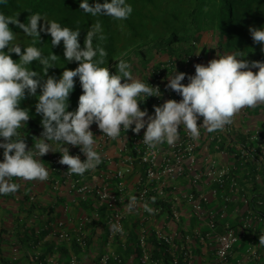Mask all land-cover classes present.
Masks as SVG:
<instances>
[{"label":"clouds","instance_id":"9594fccd","mask_svg":"<svg viewBox=\"0 0 264 264\" xmlns=\"http://www.w3.org/2000/svg\"><path fill=\"white\" fill-rule=\"evenodd\" d=\"M6 2L0 0V5ZM79 8L91 16H109L115 20H126L133 12L128 0H92L91 3L90 0H79ZM41 20L45 23H39ZM10 24L33 38V44L23 47V52L20 44L12 43L15 34ZM249 31L254 42L261 44L264 51V27L250 28ZM41 33L51 36L52 48L62 41L65 61L78 62V66L65 68L59 78L47 75L58 56L53 52L44 56L34 46ZM80 35L79 29L73 30L55 20H47L38 12L25 23L0 11V149H3L0 195L19 190L20 185L11 182L13 177L47 181L49 169L40 158L50 151L62 153L59 163L68 166L69 175L83 176L86 171L94 170L102 162L101 154L96 150L97 137L90 127L94 123L111 139L119 138L122 131L126 133L131 129L139 134L146 129L142 142L155 149L165 142L173 145L179 139L180 126L193 140H198L201 127L208 132L223 129L242 108L264 103V61H248L244 59L246 54L237 50L228 54L218 52L219 58L210 60L207 65L196 64L194 75L185 72L169 74L166 87L182 99H169L154 106V115H149L147 109L141 110L139 105L149 97H160L159 86L154 87L148 81L134 77L131 64L123 58L117 60L114 73L108 67L100 66L107 55L99 44L93 45L94 38L104 39L100 23L92 25L86 32L83 47L79 42ZM12 53L19 59L13 60ZM185 53L189 52L182 51L171 57ZM33 61L43 66V76L27 67ZM252 69L258 71L254 73ZM77 77L82 94L77 108L69 111V97ZM186 77L189 82L184 84L182 81ZM38 88L40 94L37 96ZM26 95L37 96L35 112L42 116L43 131L32 147L27 146L19 131L31 119L30 110L20 106ZM200 117H203L202 126L197 123ZM54 144L59 145L60 151L54 150ZM65 145L78 146L86 159L82 161L79 155H71ZM151 199L155 201V197ZM137 200L136 195L129 197V212L137 206ZM143 208L149 213L154 211L147 202ZM112 227L116 228V225ZM260 243L264 244V240Z\"/></svg>","mask_w":264,"mask_h":264},{"label":"crops","instance_id":"0c3cea01","mask_svg":"<svg viewBox=\"0 0 264 264\" xmlns=\"http://www.w3.org/2000/svg\"><path fill=\"white\" fill-rule=\"evenodd\" d=\"M180 48L177 44L169 47L166 53L154 55L150 62L156 64L170 60L174 52ZM206 55L207 53L202 56L198 64L207 65L212 60ZM252 71L255 73L258 69ZM133 76L139 78L142 74L134 73ZM121 82L123 83V80ZM228 125V130L220 129L214 136L208 134L198 147V167L201 172L206 171L210 164H214L218 169L227 171L235 177L241 189L234 195L233 200L226 204L227 213L224 217L217 218L214 230L210 229L207 218L199 219L194 215L190 203L185 198L186 193L192 191L209 192L211 186L205 182L198 187L192 186L187 177L171 181L165 199L155 197L153 202L150 197L145 201L154 209L152 213L144 210L145 202L129 212L128 199L136 194L138 180L144 175L145 167L138 162L127 166L116 162L107 163L101 153L102 149L115 158L120 141L114 139L104 143L101 139L102 134L94 123L90 127L97 137L96 150L101 154L102 162L94 170L86 171L83 176L75 174V178H88L91 173L104 176L105 173L113 174L118 169L124 172L125 184L121 191L123 202L118 206L124 214V231L113 235L112 224L106 220L108 209L105 206L98 207V199L94 194L83 198L71 191L68 183H64L59 191H54L48 181H26L18 178L17 183L20 185L18 191L0 195V264H12L14 247L18 248L17 264H40L35 258L37 254L40 255V259L52 256L57 264H98L103 253L109 250L120 254L124 258L123 264H137L140 252L137 241L142 234L148 237L149 249L155 257L161 259V264H169V256L165 254L164 245L159 243L155 236L159 230L166 234L177 233L180 237L191 235L189 246L193 251L195 264H216L217 235L227 228L234 229L240 235L241 242L225 264H236V258L248 247L255 249L260 259L264 261V244L260 243V240H264V205L259 206L256 203V198L264 195V103L242 108ZM19 131L25 138L28 136L22 128ZM31 134L34 138L26 141L28 147H32L36 138L41 136L35 132ZM65 146L69 148L71 155H79L81 158L84 156L72 145ZM53 147L55 151H60L59 145L54 144ZM56 154L60 153L50 151L40 158L49 169V173L51 158ZM207 157L209 161L205 159ZM2 160L3 149H0V161ZM112 177L108 182L109 189L116 192L118 191L116 179ZM99 183L102 184L103 181ZM224 193L225 191L217 197L210 198L207 207L220 211L224 205L222 197ZM32 194L36 196L34 203L29 200ZM173 203L180 212V219L177 221L170 212ZM98 211L100 215L96 217ZM85 217L89 218L85 226V244L79 245L73 238L77 234L78 222ZM58 218L66 222V227L72 235L68 241H59L50 233V229L43 230L48 222ZM39 228L42 229L41 233L37 232ZM199 236H202L203 240H200ZM72 258H75L74 263L71 262Z\"/></svg>","mask_w":264,"mask_h":264},{"label":"built area","instance_id":"2783aa9c","mask_svg":"<svg viewBox=\"0 0 264 264\" xmlns=\"http://www.w3.org/2000/svg\"><path fill=\"white\" fill-rule=\"evenodd\" d=\"M201 57L200 52L197 51L185 53L168 60L161 64L160 67L151 68L147 76L139 77V79L144 82L148 81L154 87L159 86L162 94L160 97L153 96L147 98L146 101L139 105L141 110L147 109L149 115H154V106L162 105L169 99L180 101L182 97L166 87L167 77L171 73L175 75L176 72H185L188 75H194V66L198 64ZM188 82L187 77L182 81L184 84ZM197 123L198 126H202L203 117H200ZM223 129L228 130L229 125H225ZM145 130L142 129L139 134L132 132L131 129L127 131L128 133L122 131L120 137L115 139L120 141V146L116 149L115 158L109 156L104 149L101 151L107 163L116 162L119 165L127 166L138 162L144 165L145 172L138 180V189L135 194L138 198L135 209L141 203L150 199V197L165 199L169 183L181 177H187L192 186L198 187L202 182L211 186L209 192L200 190L192 191L186 193L185 198L190 203L194 215L199 219L207 218L210 229L214 230L217 218L224 217L227 213L226 204L232 201L234 195L238 194L241 190L235 177L231 176L227 171L218 169L214 164H210L206 171L201 172L199 170L198 147H200V143L208 137V134L210 135L211 133L214 136L220 129L208 132L206 128L201 127L199 139L193 140L188 131L183 129V126H180L178 128L179 139L173 145H168L165 142L157 145L155 149L147 147L142 142ZM100 132L102 134L101 139L104 143L114 140L103 135L101 130ZM73 148L80 151L78 146H73ZM206 148H208V145ZM83 157L81 158L80 156L82 161L84 160ZM208 158L205 159L209 161ZM60 159V154H56L51 158L49 179L47 181L51 183L52 189L59 191L64 183H68L70 190L75 192L79 197L86 198L89 194H94L98 199V207L105 206L108 209L107 222L116 225V228H113V235L123 232L124 214L118 206L119 203L123 202L121 191L124 189L125 184L123 180L124 172L118 169L113 173L114 175L112 173H105L102 176L97 173H91L88 178H75V174L69 175L67 173L68 167L59 163ZM112 176L116 179V186L118 187V191L116 192H112L109 189L108 182L113 178ZM101 181H103L102 184L99 183ZM11 182L17 183L18 178L13 177ZM224 191L225 193L222 195L224 205L221 210H210L207 207L210 198L217 197ZM29 200L34 203L36 196L34 194L30 195ZM256 203L259 206H263L264 195L256 198ZM66 209L68 208L66 207ZM170 212L174 220L177 221L180 219V212L175 203L172 204ZM99 215V211L96 212L95 216L98 217ZM88 222L89 218L85 217L80 219L77 224V234L73 239L79 245L85 244V226ZM247 223L248 221L246 219L245 225ZM45 229H50V233H53L59 241H68L72 238L70 231L66 227V222L63 219L58 218L48 222L43 227V230ZM41 230L39 228L37 232L41 233ZM155 236L159 243L164 245V251L169 256V264H195L194 254L189 246V242L192 240L191 235L188 234L180 237V234H166L159 230L156 231ZM199 239L203 240V237L199 236ZM240 242V235L232 228H227L223 233L217 235L215 250L216 264H225ZM137 248L140 250L137 256V264H161V259L155 257L149 249L148 237L145 234H142L138 238ZM17 251L18 248L14 247L12 264H17L18 262ZM35 258L40 264H57L52 256L40 259V255L37 254ZM71 262L74 263L75 258H72ZM123 262L124 258L120 254L116 251L109 250L103 253L98 264H123ZM235 262L236 264H264V261L260 259V255L252 247H248L241 256L236 258Z\"/></svg>","mask_w":264,"mask_h":264},{"label":"trees","instance_id":"16d2710c","mask_svg":"<svg viewBox=\"0 0 264 264\" xmlns=\"http://www.w3.org/2000/svg\"><path fill=\"white\" fill-rule=\"evenodd\" d=\"M128 3L132 5L133 12L126 20L91 16L79 8V0H7L6 4L0 5V11L25 23L33 13L38 12L47 20H55L73 30L79 29L82 47L86 32L92 25L100 23L104 39L94 38L93 45L99 44L106 50L107 55L100 66L108 67L112 73L116 71L117 60L123 58L131 64L133 74L146 76L151 68L161 65L150 62L154 55L166 53L167 48L176 44L180 47L186 44L185 48H181L184 52H195L206 33L217 39V47L222 52L241 50L248 61H264L262 45L254 42L249 31L250 28L264 27V0H128ZM39 23L45 22L41 20ZM9 27L15 34L12 43L20 44L22 52L23 47L33 44V38L26 36L21 29L12 24ZM34 46L44 56H50L52 52L58 56L52 62L53 67L48 69L49 76L59 78L65 68L75 69L78 66V62L65 61L62 41L52 48L49 34L41 33ZM213 49L204 45L200 49L201 55ZM174 53L178 54V49ZM11 56L13 60L19 59L15 53ZM27 67L43 76L44 68L37 61ZM74 80L76 83L69 97V111L77 108L82 94L78 77ZM39 94L38 88L37 96ZM37 96L26 95L21 101L20 106L31 112V119L22 127L28 135L25 141L34 138L31 132L41 134L43 131L42 116L35 112Z\"/></svg>","mask_w":264,"mask_h":264},{"label":"rangeland","instance_id":"374dc122","mask_svg":"<svg viewBox=\"0 0 264 264\" xmlns=\"http://www.w3.org/2000/svg\"><path fill=\"white\" fill-rule=\"evenodd\" d=\"M204 45H207L209 47H212L214 48L212 51H208L206 57H211V59H218L219 57L217 56V53H221V54H227L226 52H222L219 50V48L217 47V39H214V37H212L211 33L208 34L206 33L204 36H203V39L201 40V44H199V46L197 47V51H200L201 47H203ZM187 45L184 44V46H181L182 48H185ZM183 50H180L178 49V52H181L182 53ZM134 59V58H133ZM134 61H136V59H134ZM158 63V62H157Z\"/></svg>","mask_w":264,"mask_h":264}]
</instances>
